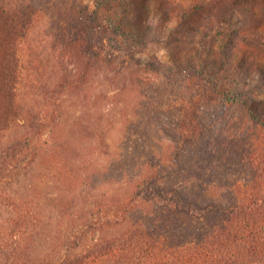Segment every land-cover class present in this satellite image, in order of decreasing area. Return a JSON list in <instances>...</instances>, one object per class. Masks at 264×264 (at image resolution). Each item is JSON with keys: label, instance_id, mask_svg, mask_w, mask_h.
I'll list each match as a JSON object with an SVG mask.
<instances>
[{"label": "trees", "instance_id": "trees-1", "mask_svg": "<svg viewBox=\"0 0 264 264\" xmlns=\"http://www.w3.org/2000/svg\"><path fill=\"white\" fill-rule=\"evenodd\" d=\"M41 1L56 8L60 22L55 38L75 63L62 84L86 88L88 100L95 103L79 133L95 130L115 97L152 84L163 92L157 110L174 124L179 141L169 163L162 156L150 157L149 169L130 186L113 192L110 202L90 206L87 223L100 233L89 242L77 233L58 254L40 246L30 251L28 238L41 221V211L11 191L9 165L59 114L49 107L44 115L42 106L38 110L20 96L28 79L22 44L37 26L41 10L32 0H0V134L23 113L31 115L22 141L0 149V264H264V0H236L233 5L243 8L229 13L214 5L223 0L183 6L184 20L200 24V13L209 5L208 22L214 23L197 34L210 39L198 42V55L183 56L180 49H172L166 60L157 54L141 57L146 32L110 13L117 0H92L94 5L85 0ZM249 22L259 28L253 41L240 31ZM236 106L244 113L243 129L225 133L219 118L225 119ZM217 107L222 116L207 115ZM202 153L210 166L228 165L248 177L238 198H213L210 184H203L210 179L207 169L194 165ZM93 161L94 155L86 152L76 157L84 170ZM78 203L72 198L67 207L75 212Z\"/></svg>", "mask_w": 264, "mask_h": 264}, {"label": "rangeland", "instance_id": "rangeland-1", "mask_svg": "<svg viewBox=\"0 0 264 264\" xmlns=\"http://www.w3.org/2000/svg\"><path fill=\"white\" fill-rule=\"evenodd\" d=\"M171 1H175V5H169L165 0H117L110 11L115 18L117 15L124 17L128 24L146 32L147 47L141 54L144 59L149 54H157L166 60L172 49L177 52L180 49L183 56L198 55L202 49L198 42L203 38L210 39L209 36L197 34L200 27L207 31L214 23V20L208 22L211 14L209 5L200 13L201 23L193 24L198 20H184L182 8L188 7L191 2L203 0ZM235 1L223 0L222 4L214 5L229 13L243 8L240 4L233 5ZM32 2L41 10V18L29 40L22 44L24 72L28 79L22 83L20 96L24 103L28 101L38 110L42 106L41 113L44 115L45 109H56L59 118L42 134L33 137L32 147L26 153L19 152L17 159L10 161L8 172L11 177L6 181L19 199L39 205L42 218L30 232L32 235H29L27 242L30 251L40 246L47 252L58 254L59 250L67 249L77 233L88 242L90 240L87 239L98 235L100 231L96 233L87 223L92 218L90 206L102 200L110 202L113 192L118 193L119 188L130 186L134 179L149 169L150 157L162 156L169 163L179 136L174 124L157 110V102L163 92L152 87V84L115 97L105 109L103 119L97 122L98 127L82 136L79 126L87 123L89 108L95 103L88 100L86 88H75L68 81L62 84L64 75L74 72L75 63L68 50L62 48V43L55 38L59 16L53 4L41 0ZM85 3L94 5L92 0H85ZM240 31L242 35L248 34L253 41L259 28L249 22ZM214 34L213 31L211 35ZM208 59L213 60L212 57ZM223 65L221 63L217 68ZM160 80L163 82V79ZM47 81L53 92L50 97L47 94L49 90L44 88ZM258 81H254V84ZM98 83L97 78L96 86ZM161 85L164 87V82ZM209 111L207 115L215 119L223 114L220 107ZM243 114L241 107H231L225 119L219 118L221 131L229 134L242 130ZM80 115L82 119H79ZM30 118L29 113H23L18 123L11 122L9 128L2 131L0 149L22 141ZM85 152L94 155V161L85 167L86 170L76 163V157ZM199 156V160H194V165L207 169L210 179L207 183L203 180V184H210L209 192L213 198L225 202L238 198L248 177L228 165L215 166V163L210 166L203 153ZM168 171L170 173L173 169ZM173 175V178L178 177L176 173ZM72 198L79 202V208H74L75 212L67 207ZM3 217H0L1 228Z\"/></svg>", "mask_w": 264, "mask_h": 264}]
</instances>
